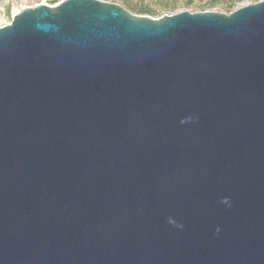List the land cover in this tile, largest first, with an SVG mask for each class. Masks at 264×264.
Here are the masks:
<instances>
[{"label":"water","instance_id":"obj_1","mask_svg":"<svg viewBox=\"0 0 264 264\" xmlns=\"http://www.w3.org/2000/svg\"><path fill=\"white\" fill-rule=\"evenodd\" d=\"M0 264H264V0L1 27Z\"/></svg>","mask_w":264,"mask_h":264},{"label":"rangeland","instance_id":"obj_2","mask_svg":"<svg viewBox=\"0 0 264 264\" xmlns=\"http://www.w3.org/2000/svg\"><path fill=\"white\" fill-rule=\"evenodd\" d=\"M63 0H0V28L12 23L15 13L27 7L55 6ZM118 4L137 16L160 19L182 11L231 14L244 4L261 0H101Z\"/></svg>","mask_w":264,"mask_h":264},{"label":"bare ground","instance_id":"obj_3","mask_svg":"<svg viewBox=\"0 0 264 264\" xmlns=\"http://www.w3.org/2000/svg\"><path fill=\"white\" fill-rule=\"evenodd\" d=\"M21 11H22V9H21V10H18V11L15 13V15L18 14L19 12H21Z\"/></svg>","mask_w":264,"mask_h":264},{"label":"built area","instance_id":"obj_4","mask_svg":"<svg viewBox=\"0 0 264 264\" xmlns=\"http://www.w3.org/2000/svg\"><path fill=\"white\" fill-rule=\"evenodd\" d=\"M31 7H35V6H31ZM28 8V7H27Z\"/></svg>","mask_w":264,"mask_h":264}]
</instances>
